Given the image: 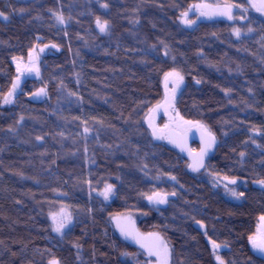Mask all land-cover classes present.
<instances>
[{
  "label": "trees",
  "instance_id": "trees-1",
  "mask_svg": "<svg viewBox=\"0 0 264 264\" xmlns=\"http://www.w3.org/2000/svg\"><path fill=\"white\" fill-rule=\"evenodd\" d=\"M198 3L237 9L185 25ZM0 13V264H127L119 257L132 247L110 219L130 213L170 242L173 264H212L207 241L228 264H264L248 247L264 217V17L245 0H0ZM36 44L53 50L39 63L48 99L27 98L30 79L2 107L11 59ZM169 71L184 79L180 117L216 139L204 167L245 181L242 202L148 134L142 118ZM154 194L166 204L149 205Z\"/></svg>",
  "mask_w": 264,
  "mask_h": 264
},
{
  "label": "rangeland",
  "instance_id": "rangeland-1",
  "mask_svg": "<svg viewBox=\"0 0 264 264\" xmlns=\"http://www.w3.org/2000/svg\"><path fill=\"white\" fill-rule=\"evenodd\" d=\"M17 1H28V0H17ZM257 0H245L247 5V9L250 11L264 17V10H258L255 6ZM230 4H220V5H211L208 3H198L190 6L184 13H187V16L182 14V22L185 20L192 21L191 24L195 23L199 20H209V19H221V20H229V15L227 14H218L219 12L226 9L227 6ZM206 6V7H205ZM231 12L230 15L232 17L233 13L236 11V7L231 5ZM208 13L207 15H202L201 13ZM189 18H192L189 20ZM1 21H7L8 17L5 15L0 16ZM184 23V22H183ZM187 26H191V24L184 23ZM53 53V50L46 45L36 44L27 54L25 58L20 59H11L12 65L15 68V77L14 80L17 78H25V80H35L36 87L32 91L30 95L27 96L28 99H32L31 97L36 93H40V97L35 99L37 101H44L48 99L47 91L45 85H43L40 81L39 75V63L43 56ZM19 69V70H18ZM170 73H174V71L166 72L160 82L161 88V98L160 100L153 105L142 118L143 125L148 131L151 139L155 142H159L165 144L167 142L166 137V130L167 129H175L178 128H185L189 129L192 126H202L200 122H194L185 120L178 114L176 107H175V99L181 92L184 87V79L179 86H176V77L173 75H168ZM176 73V72H175ZM181 76V75H180ZM43 90V91H41ZM23 92V89L20 87H15L13 89V85L10 87L7 94L1 100V106L7 107L10 106L15 98L19 93ZM11 93V96H9ZM8 97L10 102H5V98ZM205 130L208 129L205 126H202ZM184 130V129H183ZM155 131L156 135H153ZM180 131V130H179ZM188 166V163H186ZM193 176L198 178L199 180L203 181L212 191L220 193L224 196L225 199L231 200L236 203L242 202L243 198L238 193L239 189L245 186V181L237 180L235 184L229 185L222 181L219 176H216L204 167L201 171L192 173ZM233 191L237 193V195H233ZM150 198V197H149ZM148 198V204L153 207H161L166 204L167 196L162 194H154L151 196V199ZM163 200V203L159 201ZM136 222L140 218V215L130 213ZM148 233V232H145ZM248 239V247L254 255L260 256V252L262 249L260 247H254L253 244H261L264 243V219L259 217L255 224V233L254 235ZM208 242V246L211 251V255H218L221 256L223 252V247ZM214 245L218 247H214ZM168 247L171 249V244L168 241ZM119 260L123 263L127 264H142L139 259L138 252L135 251H124L119 257Z\"/></svg>",
  "mask_w": 264,
  "mask_h": 264
},
{
  "label": "water",
  "instance_id": "water-1",
  "mask_svg": "<svg viewBox=\"0 0 264 264\" xmlns=\"http://www.w3.org/2000/svg\"><path fill=\"white\" fill-rule=\"evenodd\" d=\"M256 7L261 8L260 0H257ZM25 81V78H17L13 81L16 87H20ZM33 99L40 97V93H36L32 96ZM202 126H192L189 129L182 131L175 129H167L166 137L167 144L173 148L183 159H185L189 165H200L201 164V150L206 148L209 140V134ZM211 134V133H210ZM212 135V134H211ZM213 136V135H212ZM214 137V136H213ZM193 145L197 146V149H193ZM216 145V139L212 143L210 148H207L202 157V166H198L194 171L192 167L189 170L192 173L201 171L208 157L211 155ZM226 184L233 185L232 179H222ZM112 227L117 234L128 246L137 249L141 252L149 254V250L153 253H160L162 255L167 254L168 250L165 247V240L163 237L156 232L142 233L137 226L136 220L129 214L118 215L111 217ZM124 230L122 233L121 230ZM158 237V239H157ZM139 241V242H137ZM141 244L144 247H141ZM218 256L214 258V264H225Z\"/></svg>",
  "mask_w": 264,
  "mask_h": 264
},
{
  "label": "snow or ice",
  "instance_id": "snow-or-ice-1",
  "mask_svg": "<svg viewBox=\"0 0 264 264\" xmlns=\"http://www.w3.org/2000/svg\"><path fill=\"white\" fill-rule=\"evenodd\" d=\"M260 3H261V8H258V10H264V0H260ZM105 7H106V5H105ZM231 7H232L231 5L227 6L225 10L219 12L218 14H227V15H229V18H231V15H230ZM201 14L202 15H207L208 13H203L202 12ZM2 15H3V13H0V16H2ZM183 15L184 16H187V13H184ZM57 19L61 23H63V18L62 17H59L58 16ZM183 22L184 23H187V24H191L192 23V21H188V20H185ZM98 27L100 28L101 32H103V31H105L106 23L105 24H100L99 21H98ZM168 75H173V76L176 77V86L177 87L179 86V83H181L183 81V77L180 76L179 73H175L174 72V73H170ZM15 87H16V85L14 83L13 84V89H15ZM41 91H43V90H41ZM9 96H11V93H9ZM5 102H10L9 99H8V97L5 98ZM85 131H87V129H85ZM153 135L154 136L156 135L155 131L153 132ZM208 136H209V140H208V143L206 145V148L201 150V164L200 165H189V167H192L194 171L197 169L198 166H202V157H203L204 152L206 151L207 148H210L211 145H212V143H214V141H215V137H213L210 133L208 134ZM38 139H39V137H38ZM232 183H235V181H232ZM260 183L264 184V181H261ZM110 190H111V186L109 185L107 191H110ZM107 191L105 192V196L106 197H107ZM232 194L234 196L237 195V193L235 191H233ZM240 195H242V193ZM149 199H151V197ZM159 202L160 203H163L164 201L163 200H160ZM53 219H54V222H55V217ZM262 219H264V217H262ZM66 220H67V217H65L59 223H57L54 230L57 231V232H59L62 228H64L65 227ZM121 231H122V233L124 232L123 229ZM157 239H158V237H157ZM251 239L252 238L250 237V240ZM137 242H139V241H137ZM253 246L254 247H260L262 250H264V243H261L259 245H257V244L254 243ZM141 247H144V245L141 244ZM214 247H218V246L214 245ZM149 254L152 255V254H155V253H153L151 250H149ZM217 259L219 260V257H217ZM49 264H58V262L55 261V260H52V261L49 262ZM221 264H222V262H221Z\"/></svg>",
  "mask_w": 264,
  "mask_h": 264
},
{
  "label": "flooded vegetation",
  "instance_id": "flooded-vegetation-1",
  "mask_svg": "<svg viewBox=\"0 0 264 264\" xmlns=\"http://www.w3.org/2000/svg\"><path fill=\"white\" fill-rule=\"evenodd\" d=\"M256 6V5H255ZM185 128H178V130L182 131ZM193 149H197L196 145H193ZM142 232V231H141ZM145 233V232H142ZM163 237V236H162ZM163 239L165 240V247L167 248L168 252L165 255H162L160 253H155V254H147L144 252H141L137 249L132 248V251L138 252L139 254V259L141 261L142 264H173L172 261V256H171V249L168 247V241L163 237ZM209 247V246H208ZM224 251V248H223ZM209 252H210V259H211V263L214 264V258L218 255H211V251L209 248ZM260 252V256L258 257H262L264 258V250L259 251ZM257 256V255H255ZM225 264H228L225 260H223V258L221 256H218Z\"/></svg>",
  "mask_w": 264,
  "mask_h": 264
}]
</instances>
